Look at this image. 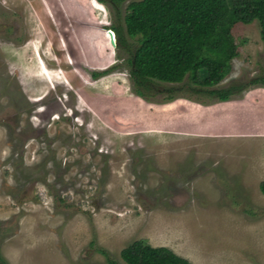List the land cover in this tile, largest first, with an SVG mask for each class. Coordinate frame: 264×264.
I'll list each match as a JSON object with an SVG mask.
<instances>
[{
    "label": "rangeland",
    "instance_id": "rangeland-1",
    "mask_svg": "<svg viewBox=\"0 0 264 264\" xmlns=\"http://www.w3.org/2000/svg\"><path fill=\"white\" fill-rule=\"evenodd\" d=\"M130 1L0 0L2 256L110 264L103 248L127 264L122 249L144 239L192 264H264L258 22L233 27L238 54L214 86L244 84L230 100L186 77L152 81L147 101L131 89Z\"/></svg>",
    "mask_w": 264,
    "mask_h": 264
},
{
    "label": "trees",
    "instance_id": "trees-1",
    "mask_svg": "<svg viewBox=\"0 0 264 264\" xmlns=\"http://www.w3.org/2000/svg\"><path fill=\"white\" fill-rule=\"evenodd\" d=\"M106 3L108 0H98ZM126 0H109L119 6ZM87 2V0H82ZM257 21L264 46V0H133L126 5L124 25L127 34L138 45L130 53L132 92L149 101L145 88L152 81L179 83L187 77L195 92H206L220 101L243 89L236 82L226 88H214L232 68L238 54L233 35L236 23ZM110 28L117 37V46L126 41L122 25ZM112 72V68L93 71L94 78ZM264 85V76L253 78ZM147 89V90H148ZM174 97L170 96L169 100ZM264 194V181L260 183ZM99 250L110 264H117L109 253ZM127 264H192L167 246H153L138 239L122 249ZM0 264H8L0 252Z\"/></svg>",
    "mask_w": 264,
    "mask_h": 264
},
{
    "label": "water",
    "instance_id": "water-1",
    "mask_svg": "<svg viewBox=\"0 0 264 264\" xmlns=\"http://www.w3.org/2000/svg\"><path fill=\"white\" fill-rule=\"evenodd\" d=\"M108 32L110 34V38H111L112 45L113 46H116L114 31L112 29H109Z\"/></svg>",
    "mask_w": 264,
    "mask_h": 264
}]
</instances>
